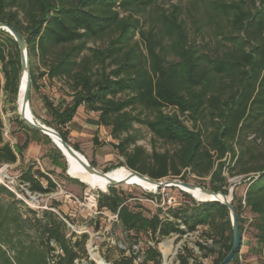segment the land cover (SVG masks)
Returning <instances> with one entry per match:
<instances>
[{"label": "trees", "instance_id": "trees-1", "mask_svg": "<svg viewBox=\"0 0 264 264\" xmlns=\"http://www.w3.org/2000/svg\"><path fill=\"white\" fill-rule=\"evenodd\" d=\"M188 1L195 15L182 5L162 8L159 0H0V22L24 37L32 60L38 57L44 63L46 72L41 78L71 83V103L56 106L44 99L53 125L66 142L71 145L66 126L84 107L99 114L98 125L109 128L110 136L118 141L115 148L125 163L116 169L126 167L157 181L187 182L185 174L210 177V189L223 194L229 191L223 189L228 178L223 175L222 160L230 154L235 163L228 168L229 178L250 179L245 182V198L233 194L241 235L245 200L257 242L264 246V150L258 144L259 140L264 144V0ZM200 4L208 11L199 16ZM149 12H153L152 26L145 31ZM186 13L194 17L197 34L206 25L212 28L217 41L213 53L203 52L197 40L190 38ZM206 16L208 21L202 24ZM137 33L145 53L135 40ZM99 41L105 47L88 46ZM20 74L18 46L0 30V94L4 92L11 104L17 101ZM37 79L32 65V92L39 89ZM120 94L126 98L119 99ZM145 112L151 118H143ZM17 121L25 126L26 139L13 148L4 141L0 111V165L22 159L32 142L52 144L19 116ZM135 124L176 150L172 154L154 151L153 164L146 166L142 163L145 150L132 134ZM250 134L255 138L247 145ZM50 159L53 166L66 170L61 153L51 154ZM20 182L32 194L57 189L49 174L32 166L22 172ZM184 195L195 206L169 209L166 219L159 214L147 217L128 204L116 187L100 193L98 208L117 215L129 235L150 234L155 244L174 234L183 236L208 227L204 233L212 247L200 245V251L206 259L213 256L212 264H222L233 244L229 211L218 203H197ZM9 198L14 195L0 186V264H74L80 257L76 250L80 242L73 244L67 238L66 224L53 212H45L41 219L34 218L40 242H30L31 220ZM58 249L61 253L55 255ZM136 259L126 257L116 264H135ZM237 259L238 254L234 263ZM140 260L141 264H162V255L153 246ZM180 262L190 264L189 256L180 255Z\"/></svg>", "mask_w": 264, "mask_h": 264}, {"label": "rangeland", "instance_id": "rangeland-1", "mask_svg": "<svg viewBox=\"0 0 264 264\" xmlns=\"http://www.w3.org/2000/svg\"><path fill=\"white\" fill-rule=\"evenodd\" d=\"M159 6L167 10H171L174 5H182L183 8L190 9V13L196 14L191 8L188 0H159ZM201 10L199 16L208 11L206 7L200 4ZM155 10V9H154ZM153 12L147 13V20L144 30L148 31L152 25ZM197 14V15H198ZM187 29L190 38L196 39L197 43L202 46L203 52L213 53L216 48V39L213 37V30L208 25L204 26L202 34H197L196 27L193 25L194 17L191 14H185ZM208 21V17L203 18L202 24ZM201 35V36H200ZM135 40L138 41L141 49L145 53V44L139 33L136 34ZM103 41L91 42L89 47H105ZM34 66L35 75L37 76L39 89L32 92L31 109L37 120L54 129L52 118L45 109L44 99H48L56 106L67 105L73 100V91L71 83L66 79H55L49 81L46 77L41 78L40 75L46 72L44 63L38 58L31 59V66ZM119 99H125V94H120ZM18 99V97H17ZM17 102V101H16ZM0 111L4 123L3 137L4 141L9 143L13 148L17 144H23L26 139V128L17 121L16 103L11 104L7 95L4 92L0 94ZM81 112V111H80ZM169 112V110H167ZM138 111H135L137 114ZM152 114L145 112L143 118H151ZM99 114L88 112L81 113L77 117L74 127L69 126V141L71 146H78L80 153L85 156L88 162L95 165L98 171L104 172L106 169L114 168L125 163V158L121 156L115 148L118 141L110 136V129L103 130L96 128L98 125L96 119ZM192 128L190 123H187ZM7 133V135H6ZM71 133V136H70ZM132 134L138 137L137 145L144 148L145 155L142 163L146 166H151L153 160L150 156L154 151L159 153L170 152L176 150V146L153 136V134L145 127L139 124L134 125ZM71 137V138H70ZM255 138V135L250 134L246 140L248 145ZM71 139V140H70ZM258 144L264 150V144L259 140ZM32 145L31 149L30 146ZM29 151L25 152V159L18 160L16 164L0 165V186L6 188L14 195V199L9 198L10 202L14 200L18 202V210L27 215L31 220L29 223L30 235L28 241L36 243L40 242V235L35 231L34 218L41 219L45 212H53L66 226L67 238L73 244L80 242L79 250L80 257L74 264H97L96 257L103 258L108 264H116V262L126 257H137L135 264H141L142 255L145 254L149 247H155L162 255V264H181L180 255L189 256V261L194 264H212L213 256L204 258V251H200V245L212 247V242L207 241V236L204 232L208 231V227H199L198 233H190V235L180 236L178 234L164 238L155 244L154 237L150 234L129 235L126 233L115 214L98 208V200L100 193L98 189H92L88 185H81L78 180L67 175V161L63 157L60 162L66 165V170L53 166L50 159L51 154H60V151L52 143L51 145L39 144L32 142L29 146ZM132 150V147L130 148ZM32 166L35 169L41 170L49 176L57 184V189L54 192L42 195L32 194L20 182V176L23 171ZM118 169H127L126 167H118ZM128 170V169H127ZM148 176V175H145ZM149 177V176H148ZM188 183L199 185L210 189V177L202 179L195 175L185 174ZM165 178L163 180H169ZM233 178L228 179L227 185L223 189L231 191L232 186L238 184L235 193L241 198L247 190L244 176H239L236 183L230 182ZM241 184L239 185V182ZM117 191L127 198V203L135 207L137 210H142L147 217L155 214L161 215L162 219H166V207L162 204L158 206L150 203L151 195H155V191L143 189L137 185L120 184L116 186ZM185 192L178 188L162 189L158 195L159 200L165 195V198H172L176 202V208L186 206L194 207L195 204L184 195ZM164 194V195H163ZM190 195V194H189ZM191 197V196H190ZM192 198V197H191ZM193 199V198H192ZM194 200V199H193ZM167 202V200H166ZM197 202V201H196ZM199 203V202H197ZM141 206L142 209H139ZM173 209V208H172ZM242 217L244 219V232L242 235V254L244 264H264V246L257 242V231L252 226L250 221L251 214L249 210H243ZM171 245V247H170ZM82 246L84 249L82 250ZM219 246L216 247L218 250ZM58 249L55 255L60 254ZM192 256V257H190ZM53 259V258H52ZM152 264V263H149Z\"/></svg>", "mask_w": 264, "mask_h": 264}, {"label": "water", "instance_id": "water-1", "mask_svg": "<svg viewBox=\"0 0 264 264\" xmlns=\"http://www.w3.org/2000/svg\"><path fill=\"white\" fill-rule=\"evenodd\" d=\"M0 30L8 33L11 36V38H13V40L16 42L18 46L20 53L21 79H20L18 97L20 96L21 93V112L18 114L19 119L23 121L29 128L41 132L43 135L48 137L54 145H56L55 142L57 141L59 143L57 147H59L58 149L61 151L62 156L64 158L65 155L63 151H65L71 158L76 160L89 174L96 175L98 177L105 179L109 184L106 190L102 192L107 193L109 191V188L116 187L117 185L120 184H125L126 181L124 180L116 181L109 177V173L98 171L88 162V160L85 158L84 155H82L79 151H77L73 146H71L68 142L64 140L62 134L57 129L47 126L46 124L37 120L34 115L33 116L31 115L29 106L31 104V93H32V66H31V58L29 55L28 43L24 39V37L13 26L9 25L8 23L0 22ZM68 170L69 169H67V175L70 176ZM129 171H131L130 177H138L149 184L155 185L156 186L155 195H158L159 192L165 188L183 187L191 191L200 190L204 195L211 197V200H205V201H198L192 197L195 201L199 203H218L226 207L227 210L229 211L232 222L233 244L229 254L224 259L222 264H233L235 260V256L239 254L242 248V235L240 231L238 214L236 212L233 202L234 201L233 194L231 192L228 194H223L222 192H214L211 189L204 188L199 185H193L181 180L169 179V180L157 181L148 176L142 175L136 171H132V170ZM73 179L78 180L76 178ZM81 183L84 184L83 182ZM220 197H223L224 199H220Z\"/></svg>", "mask_w": 264, "mask_h": 264}, {"label": "bare ground", "instance_id": "bare-ground-1", "mask_svg": "<svg viewBox=\"0 0 264 264\" xmlns=\"http://www.w3.org/2000/svg\"><path fill=\"white\" fill-rule=\"evenodd\" d=\"M29 110L31 112V115L33 116L32 109H31V104L29 106ZM16 111L17 114L21 112V93L20 96L17 99L16 102ZM55 146L57 147L59 143L56 141ZM59 150V149H58ZM60 151V150H59ZM61 153V151H60ZM65 158L68 163V172L72 178H76L83 182L85 185H88L92 189H98L100 191H105L106 188L108 187V182L96 175L89 174L84 170V168L73 158H71L65 151H63ZM62 154V153H61ZM122 168V167H121ZM109 173V177L116 180V181H126V184L128 185H137L143 189H148L151 191L156 190V186L149 184L143 180H141L138 177H130L131 176V171L127 169H118V170H113ZM178 189L182 190L183 192H186L187 194H190L193 198H195L198 201H205V200H211V197H208L204 195L200 190L197 191H191L189 189H185L183 187H178ZM220 199H224L223 197H220ZM171 247V245H170ZM97 264H108L103 258L101 257H96Z\"/></svg>", "mask_w": 264, "mask_h": 264}, {"label": "built area", "instance_id": "built-area-1", "mask_svg": "<svg viewBox=\"0 0 264 264\" xmlns=\"http://www.w3.org/2000/svg\"><path fill=\"white\" fill-rule=\"evenodd\" d=\"M188 122H186V124H187ZM6 135H7V133H6ZM222 162H224L225 163V166H224V169H223V175L224 176H226L228 179H229V176H228V168H229V166L231 165V166H233L234 165V163H235V159H233L232 158V156L230 155V154H228L223 160H222ZM190 172V170H184V172L183 173H185V172ZM237 179H238V177H234L232 180H230V182H234V183H236V181H237ZM250 179H248L247 181H245V182H248ZM241 184V181L239 182V185ZM237 186H238V184H235L234 186H232V188H231V193L232 194H234V192H235V190H236V188H237ZM246 193V192H245ZM245 193H244V195H243V197L245 198ZM160 195V194H159ZM164 195V194H163ZM159 197L160 196H155V195H153L152 194V197H151V199L150 200H148L150 203H152V204H154V205H156V206H158V204H160V202H161V204H162V206H161V208L162 207H166V210H169V209H175L177 206V204H176V202H174L175 200H172V198H165V195L161 198V200H159ZM166 200H167V202H166ZM242 204H243V207H244V209H246V202H245V200H243L242 201ZM159 207V206H158ZM116 217L118 218V216L116 215ZM251 221V220H250ZM182 229H184V227L182 226ZM194 233H198V231H195ZM190 235V233H186V235ZM138 260H140V259H138ZM244 261H243V258H242V254H240V252H239V254H238V259H237V262L236 263H234L233 262V264H244L243 263ZM190 264H192L191 262H190Z\"/></svg>", "mask_w": 264, "mask_h": 264}, {"label": "crops", "instance_id": "crops-1", "mask_svg": "<svg viewBox=\"0 0 264 264\" xmlns=\"http://www.w3.org/2000/svg\"><path fill=\"white\" fill-rule=\"evenodd\" d=\"M80 111H81V112H80ZM84 111H85V112H88V111L85 110L84 107H80V108L78 109V112H77L76 116L74 117L73 121H72L69 125L66 126V130H67L68 132H69V130H68V129H69V126L74 127V126H75V123H76V120H77V117L80 116L81 113H83ZM88 113H89V114H92V113H94V112H88ZM96 114H97V113H96ZM96 120H98V119H96ZM67 127H68V129H67ZM96 128H99V129L103 130L105 127L97 126ZM70 136H71V133H70ZM70 138H71V137H70ZM70 140H71V139H70ZM31 147H32V145L30 146V149H31ZM30 149H29V147H28V148L25 150V152H27V150L29 151ZM23 158H24V159L26 158V157H25V153H24V157H23ZM23 158H22V159H23ZM18 160H21V158L19 157ZM17 162H18V161H17ZM17 162H16V163H17ZM16 163H15V164H16Z\"/></svg>", "mask_w": 264, "mask_h": 264}]
</instances>
